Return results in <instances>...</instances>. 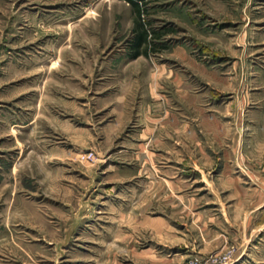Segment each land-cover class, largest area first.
Instances as JSON below:
<instances>
[{"label": "rangeland", "instance_id": "374dc122", "mask_svg": "<svg viewBox=\"0 0 264 264\" xmlns=\"http://www.w3.org/2000/svg\"><path fill=\"white\" fill-rule=\"evenodd\" d=\"M131 1L0 0V264H264V0Z\"/></svg>", "mask_w": 264, "mask_h": 264}, {"label": "crops", "instance_id": "0c3cea01", "mask_svg": "<svg viewBox=\"0 0 264 264\" xmlns=\"http://www.w3.org/2000/svg\"><path fill=\"white\" fill-rule=\"evenodd\" d=\"M154 83V82H153ZM148 90V97L151 96V89H147ZM160 95V94H159ZM159 95L155 93H153L152 91V96L156 97L154 100H157L159 99ZM175 97L176 95L181 98L182 96V90H181V87H177V89L175 90ZM161 96V95H160ZM196 100L194 99V101L191 103V105H195V107L197 108V111L199 112L200 117H201V120L202 122H205L204 123V129L207 131V132H211V131H221L222 129H225V127L223 125L220 124V122H218V119H215L214 118V115H209V112H210V109L208 108L207 105H204L203 103H199V100H198V97L196 96L195 97ZM191 100H192V97H191ZM232 105H235L233 104V102H230L228 104H226L225 106L224 105H221V107L219 109H221V112H222V116H229L231 114V110H233V106ZM160 104H156L154 105L153 107L154 108H157L160 109ZM148 107V106H147ZM235 110L236 112L233 113V115L235 114L236 116V125H238L239 123L242 122V120L244 121L245 120V115L241 112L242 110H240L239 108V105H235ZM149 109V108H147ZM148 113H149V110H148ZM264 119V118H262ZM264 122V120H263ZM242 150V151H239V150ZM233 152H236V153H242L244 151V149L241 147H237V149H235V147L232 148Z\"/></svg>", "mask_w": 264, "mask_h": 264}, {"label": "trees", "instance_id": "16d2710c", "mask_svg": "<svg viewBox=\"0 0 264 264\" xmlns=\"http://www.w3.org/2000/svg\"><path fill=\"white\" fill-rule=\"evenodd\" d=\"M129 2H131L135 7H138V2L137 1H131L128 0ZM147 33L146 31H141V33L136 37L135 41H134V48L135 50L138 49L140 47V45L142 44V42L146 41V36ZM138 52H136L133 56H138Z\"/></svg>", "mask_w": 264, "mask_h": 264}, {"label": "built area", "instance_id": "2783aa9c", "mask_svg": "<svg viewBox=\"0 0 264 264\" xmlns=\"http://www.w3.org/2000/svg\"><path fill=\"white\" fill-rule=\"evenodd\" d=\"M215 262L216 260H215V258H214V260H212V262ZM190 264H199V262L198 261H194V262H191Z\"/></svg>", "mask_w": 264, "mask_h": 264}]
</instances>
